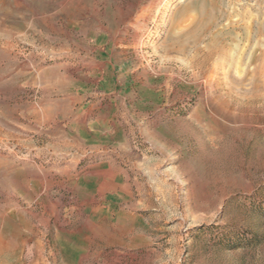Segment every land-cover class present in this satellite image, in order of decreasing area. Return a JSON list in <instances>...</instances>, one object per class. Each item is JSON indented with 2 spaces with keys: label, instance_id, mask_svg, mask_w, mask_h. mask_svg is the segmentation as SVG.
<instances>
[{
  "label": "rangeland",
  "instance_id": "1",
  "mask_svg": "<svg viewBox=\"0 0 264 264\" xmlns=\"http://www.w3.org/2000/svg\"><path fill=\"white\" fill-rule=\"evenodd\" d=\"M0 264H264V0H0Z\"/></svg>",
  "mask_w": 264,
  "mask_h": 264
}]
</instances>
